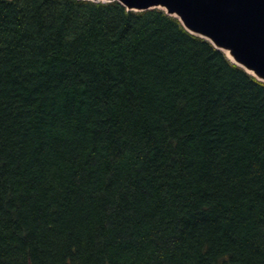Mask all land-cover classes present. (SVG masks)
<instances>
[{"label": "trees", "instance_id": "obj_1", "mask_svg": "<svg viewBox=\"0 0 264 264\" xmlns=\"http://www.w3.org/2000/svg\"><path fill=\"white\" fill-rule=\"evenodd\" d=\"M0 264H264V83L159 9L0 0Z\"/></svg>", "mask_w": 264, "mask_h": 264}, {"label": "water", "instance_id": "obj_2", "mask_svg": "<svg viewBox=\"0 0 264 264\" xmlns=\"http://www.w3.org/2000/svg\"><path fill=\"white\" fill-rule=\"evenodd\" d=\"M88 1L117 2L134 12L162 10L188 33L206 40L230 63L264 83V0Z\"/></svg>", "mask_w": 264, "mask_h": 264}, {"label": "bare ground", "instance_id": "obj_3", "mask_svg": "<svg viewBox=\"0 0 264 264\" xmlns=\"http://www.w3.org/2000/svg\"><path fill=\"white\" fill-rule=\"evenodd\" d=\"M224 53H225V55H226L230 60H232V58H231V56L229 55V53H228L227 50H224Z\"/></svg>", "mask_w": 264, "mask_h": 264}]
</instances>
